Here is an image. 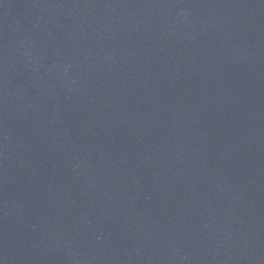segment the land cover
<instances>
[{"label": "water", "instance_id": "1", "mask_svg": "<svg viewBox=\"0 0 264 264\" xmlns=\"http://www.w3.org/2000/svg\"><path fill=\"white\" fill-rule=\"evenodd\" d=\"M0 264H264V0H0Z\"/></svg>", "mask_w": 264, "mask_h": 264}]
</instances>
